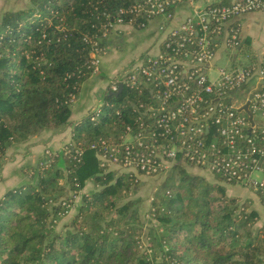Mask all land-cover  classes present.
I'll return each mask as SVG.
<instances>
[{
    "label": "trees",
    "instance_id": "1",
    "mask_svg": "<svg viewBox=\"0 0 264 264\" xmlns=\"http://www.w3.org/2000/svg\"><path fill=\"white\" fill-rule=\"evenodd\" d=\"M132 1L30 0L27 7L2 12L0 168L15 142L70 122L72 99L92 74L91 52L109 51V22L117 15L126 19L118 10ZM113 92L104 88L96 119L89 113L74 122L76 143L68 151L50 153L46 165L29 166V181L0 196V264H264V226L253 227L259 214L249 199L228 194L217 175L218 182L202 184L196 173L188 181L190 165L183 164L168 175L169 193L153 201L152 214L163 230H149L152 253L139 251L135 202L121 199L133 178L99 166L91 147L133 123L131 104L142 96L125 85ZM87 180L100 188L83 195L77 228L55 232L52 218L64 210L56 202L65 182L75 194ZM112 210L116 215L106 219Z\"/></svg>",
    "mask_w": 264,
    "mask_h": 264
},
{
    "label": "built area",
    "instance_id": "2",
    "mask_svg": "<svg viewBox=\"0 0 264 264\" xmlns=\"http://www.w3.org/2000/svg\"><path fill=\"white\" fill-rule=\"evenodd\" d=\"M184 2L192 12L170 25L175 8ZM254 10L264 11V0L206 5L196 0H133L119 8L128 17L117 15L109 22L111 30L126 23L142 26L154 16L166 22L158 24V50L139 55L108 81L110 91L121 83L142 98L131 104L133 123L117 137L102 136L91 143L99 166L137 179L138 173L164 174L177 164L195 165L255 190L264 205V52L258 60L219 66L210 75L218 53L228 50L236 57L241 51V29L232 19ZM105 53L91 52L92 73L100 69ZM253 77L257 81L248 97L235 104L233 93ZM101 104L90 112L91 119L98 117ZM50 153L39 165L49 162Z\"/></svg>",
    "mask_w": 264,
    "mask_h": 264
},
{
    "label": "rangeland",
    "instance_id": "3",
    "mask_svg": "<svg viewBox=\"0 0 264 264\" xmlns=\"http://www.w3.org/2000/svg\"><path fill=\"white\" fill-rule=\"evenodd\" d=\"M116 27H118V25H115L114 28L111 30L112 32L110 31L109 33H116V30H118L116 29ZM127 38L128 37H126L125 40ZM115 42L116 41L113 40V43H111L113 45L109 47L110 52L108 54L110 55L108 63L106 64L109 67L107 69L115 67L117 68L120 64H122L124 68L123 64L128 63L130 61L129 57H131L132 55H136L138 50L144 47L143 40L140 39L137 32L132 34L129 41H123L124 44L122 46L114 45ZM148 50L153 51L151 48ZM145 51H142L141 54H145ZM254 55V51L248 41L243 44L241 51L236 55V57H234L233 54H231L228 50H224L222 51L221 55L213 61V67L210 71V75H215V68L219 66L227 67L233 62L235 65L240 63H247L251 59H254ZM111 76L109 77V79L112 78ZM256 81L257 77L251 78L244 88L233 93L235 104L241 103L248 97L249 92L255 85ZM104 88L105 86L99 85L96 91V97H99V105L103 100L102 95ZM76 99L77 97H74L71 103V106L74 110L80 108L79 106H77V103L74 104V101ZM97 106L98 105H96L95 108ZM75 114L76 115L74 117H77V113ZM74 121L72 122L71 119L70 122L66 125H63L56 130H53V132L55 133L60 132L59 136L55 137V139H46V137H48V134L43 132L41 134L34 135L31 139L18 141L9 146L5 150V153L1 158L0 191H3L4 188L6 189L7 185L10 186L14 185L16 182L23 183L24 181H29L28 172H31L32 170L28 168H30L31 166L36 167L37 165H39L43 158L46 156V152L58 153L59 151H65L68 145H74V143H76L72 138V129ZM59 165L63 166V162H60ZM192 166L199 168L202 171H206L205 173H202L203 176L200 175L202 177V184L206 183L207 181H219L215 178L213 173L209 172V170L197 167L195 165L186 166L187 170L185 171L188 174V181L191 180L190 176L194 172V169L191 168ZM169 174L170 172L153 175H145L142 173H138L137 179L132 180L130 188L128 190H122L124 196H122L121 199H132L135 202L132 206V209H135V220L133 225H135V227L137 228H140L137 229L135 233L138 237V249L140 252H145L148 255L152 253L153 248L148 238V233H150L149 230H151L150 228L156 227L159 233L163 230L162 227L159 225V222L156 220L155 216H153L154 214H152V207L156 206L159 200L164 196V193H169L168 190H165ZM219 182L224 183L223 181ZM65 185V194L60 195L58 201L56 202L64 206L63 213L61 212L62 214H58V217L52 218L54 221L53 229L55 232H64L66 230L77 228V223L79 220H75V215L78 213L79 206L83 202V195L100 188V186H95L90 180V182L86 181L84 186L77 193L74 194L72 189H69L68 184L66 182ZM227 193L231 195H236L234 194V192ZM2 194L3 193H1L0 196ZM238 196H240L242 200L246 199V197L243 195ZM153 201H156L157 203L154 204ZM115 215L116 214L112 210L111 213L106 216V219H108L110 216Z\"/></svg>",
    "mask_w": 264,
    "mask_h": 264
},
{
    "label": "crops",
    "instance_id": "4",
    "mask_svg": "<svg viewBox=\"0 0 264 264\" xmlns=\"http://www.w3.org/2000/svg\"><path fill=\"white\" fill-rule=\"evenodd\" d=\"M221 1L231 2L234 0H196V3L200 5H206L208 3H216ZM29 4H30V0H0V16L2 12L7 9H20L29 6ZM174 12L175 14L173 21H169L170 25L179 23L183 18H185L187 15H189L192 12V8L188 3L184 2L178 5V7L175 8ZM161 21L166 22V18L162 16L150 17L145 19V24H143L142 26L136 23H132V24L126 23V24L118 25V27H116V29H118L116 30L117 32L113 34L109 33L108 36L106 37L108 42L107 43L108 49L111 45H113L111 44L113 43V40L116 41L114 45L122 46L124 44L123 41L125 42L129 41L132 34L137 32L140 39L143 40L144 47L138 50L136 55L134 56L132 55L131 57H129L130 61L128 63L123 64L124 67H126V65L128 66L132 61H134L138 57V55L141 54L142 51L147 50L145 52L155 53L159 48L158 45L162 38V35L158 30V24ZM232 22L238 23L241 29L242 41H241L240 50L242 49L243 44L248 41L251 48L254 51L255 54L254 59L257 60L260 59L262 53L264 52V11L254 10L235 16L232 19ZM126 37L128 38L125 40ZM150 48L153 51H149L148 49ZM109 52L110 51L106 52L100 57V69L98 70V72L90 74V76H88L82 82L79 93L77 95V99L74 101V104L77 103V106H79L80 108L74 110L73 107L71 106L72 111L70 118L72 119V122L74 120L76 122L82 120L83 117L88 115V113L93 108H95L96 105H99L98 104L100 103L99 97H96V91L98 89V86L102 85L107 87L109 77L111 75L113 76L116 73V71L123 68L122 64H120L117 68L115 67V68L107 69L109 67L108 65H106L108 63V59L110 55L108 54ZM220 55L221 53H218L217 56L219 57ZM250 61H252V59ZM75 113H77V117H74L76 115ZM43 132L48 134V137H46V139L49 138L55 139V137H58L60 133V132H56V133L53 132V129H43L39 132L29 135L27 140L31 139L34 135L41 134ZM191 168L194 169L193 173L199 174L201 176H203L202 173L206 172L193 166ZM88 181L90 182V180H87V182ZM16 184L17 185L21 184V182L20 183L16 182L14 185H10V186L7 185L6 189L13 187ZM224 185L226 187L227 192H234V194L236 195H243L249 199V202L251 203L252 207L255 208L259 214L258 220L255 222L254 227L256 228V227L264 226V205L261 203L256 191L239 183L224 182ZM6 189L4 188L3 191H0V194L4 193Z\"/></svg>",
    "mask_w": 264,
    "mask_h": 264
},
{
    "label": "water",
    "instance_id": "5",
    "mask_svg": "<svg viewBox=\"0 0 264 264\" xmlns=\"http://www.w3.org/2000/svg\"><path fill=\"white\" fill-rule=\"evenodd\" d=\"M121 88H122V85L120 83L119 86H118V90H116L115 92H113V94L114 95H117L119 93V90H121ZM244 108L247 109V103L244 105ZM249 118H250V120H252V116H251V113L250 112H249Z\"/></svg>",
    "mask_w": 264,
    "mask_h": 264
}]
</instances>
